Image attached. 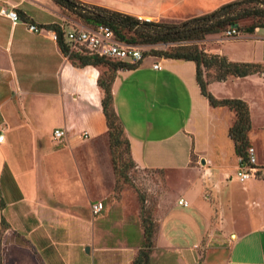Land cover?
I'll use <instances>...</instances> for the list:
<instances>
[{"label":"crops","instance_id":"crops-1","mask_svg":"<svg viewBox=\"0 0 264 264\" xmlns=\"http://www.w3.org/2000/svg\"><path fill=\"white\" fill-rule=\"evenodd\" d=\"M80 1L157 21L173 16V9L184 2L202 5L213 0H136L138 5L129 9L108 2L113 0ZM215 1L214 10L234 0ZM3 9H15L20 22L4 16ZM28 23L44 31L33 33ZM53 25L73 27L67 26L53 0H0V129L6 136L0 144V264H72L68 257L72 249L89 244L93 264H132L139 249L124 242L142 240V228L134 237L127 228L115 226L121 222L110 225L107 218L97 224L84 196L85 185L70 180L79 175L71 168L81 152L80 142L109 139L99 86L102 67L73 65L55 40ZM220 37L208 35L203 43L215 45ZM211 54L227 57L221 51ZM155 64L161 69L145 59L136 69L118 70L111 88L135 169L161 186L157 195H143L146 213L158 225L153 257H175L174 264H185L187 249L182 243L189 236L186 231L170 235L164 217L182 207L193 208L199 217L180 214V222L186 220L185 225L195 228L200 243L194 245L200 251L196 264H205L208 251L227 252L220 264H264L263 200L253 198L249 210L234 216L221 205L222 216L214 227L212 223L211 199H220L216 178L230 176L216 166L212 148L200 140L205 131L211 143L216 141L214 128L226 123L230 130L235 113L209 104L194 62L161 58ZM255 76L212 82L208 90L217 99L247 102L244 95L237 97L226 89L231 79ZM57 129L66 132L62 141L54 138ZM257 183L264 185V180ZM182 199L188 207L179 205ZM11 249L23 258L21 262L11 259Z\"/></svg>","mask_w":264,"mask_h":264},{"label":"rangeland","instance_id":"rangeland-1","mask_svg":"<svg viewBox=\"0 0 264 264\" xmlns=\"http://www.w3.org/2000/svg\"><path fill=\"white\" fill-rule=\"evenodd\" d=\"M108 2L117 5L116 7H122L125 9H129L128 7H136L138 5L136 0H113ZM216 2L217 1L215 0L211 2L205 1L202 5L197 2L178 3L179 5H177L171 13L173 16H167L166 19L157 21L153 19L149 21L181 23L195 17V15L199 16L201 13H207L214 10ZM62 13L65 17V23L67 26H84L89 28L88 24L79 19L73 13L64 9H62ZM138 19L148 21L145 18ZM258 21V19L252 18L241 21L240 23L242 26L248 27L252 24H257ZM254 34L249 35L240 32L236 37H228L226 32H224L220 34L221 37L219 43H217L218 45H209L208 43L204 44L203 42H200L199 45L205 51L208 49L211 53L221 51L222 53H225L228 58L231 57L237 62L264 63V28L257 29ZM128 36L134 35L128 33ZM135 46L140 48L151 67L154 66L153 62L155 60H161L162 58L156 55L155 52L170 50L174 47V45L168 44L142 45L140 43ZM102 74L105 79L112 74V71L108 70L107 66H103ZM215 74L216 70L212 69L206 71L204 75L207 79L211 80L215 77ZM231 80L232 81L226 90L235 94L237 97L240 95V97H242L244 95L248 98L247 102L249 103L248 105H250L249 108L252 119V129L249 132L248 137L250 146L254 147L256 151L257 164L253 171H257L258 169V174H256V179H253L255 182L251 180L246 183H240L237 179V154L235 151V144L229 136V130L225 127L226 123L223 125H217L214 130L212 129L214 132L213 137L216 138V141H212V143L209 140L207 132L204 131L200 143L209 145L212 148L216 166L220 167V169L227 170L230 176V178H225V180L221 176L216 178V181L219 184L216 186L218 187L217 195L220 199L217 200L215 197H212L211 199L213 227L216 222H219V216L220 218L222 216L221 205L225 207L228 216H234L238 214L240 215L249 210L250 207L248 205L253 201V198L257 197V199L264 201V185H259V183H257L261 181V179L264 180V75H256L247 80ZM235 121L236 116L234 122L231 123V126H233ZM208 141L210 142L208 143ZM79 147L81 152L79 155H75L71 168L79 175L77 174L78 176L70 178V180H80V182L85 185L86 192L84 193V196L88 203H90L91 207L98 202L103 204L104 209L102 213L94 216L95 222L99 224L107 218L112 220L110 225H112L113 222H121V225L115 226L117 228H127L131 232L130 236L135 237V232L137 230L140 228L143 230V195H157L160 192V184H158V187L155 186L150 179L151 177H149L145 171L137 170L131 165V160L124 142L119 146H115L114 144H111L109 139L107 141L96 142L82 141L80 142ZM218 207L220 208L218 209ZM181 212L196 214L193 208L175 207L174 210L167 212V217L166 215L164 216L166 224L165 230L169 231L170 235H175L177 232L178 234L184 231L187 232L189 237L182 243L187 249L183 256V260L185 264H196L197 256H199L200 251L195 249L194 245L197 243V245H200V243L198 242V238H196L197 235L194 231L195 228L193 226L192 228L190 225H185L184 222H186V220H183V223L180 222ZM196 217H198L197 214ZM199 223L198 226H200ZM2 235L3 234L1 233V240L3 237ZM143 242L144 238L142 240H130L124 243L140 250ZM91 246L89 244L84 248H73L68 256L69 261L72 264H93V256L87 252V248H90ZM1 251L0 259L2 260L3 257L1 256ZM9 252L11 259L17 257V261H22L23 258L21 256L19 257L16 250L11 249ZM153 253L154 248L151 254V264H167V262L168 264H171V262L174 264L175 262V257L170 260H165L164 257L160 255L153 257ZM226 254L227 252L219 255L208 251V257L205 260V264H220L221 261L226 259Z\"/></svg>","mask_w":264,"mask_h":264},{"label":"trees","instance_id":"trees-1","mask_svg":"<svg viewBox=\"0 0 264 264\" xmlns=\"http://www.w3.org/2000/svg\"><path fill=\"white\" fill-rule=\"evenodd\" d=\"M61 9L69 11L89 25L97 28L101 25L109 26L117 41L127 45L168 44L174 45L170 50L155 52L156 55L173 60L191 61L196 65V79L202 95L212 107H227L236 115V121L229 130V136L235 144V151L239 158L247 161V150L252 147L248 134L252 129V119L249 105L246 101L235 99H217L208 90L212 82H223L229 77L245 78L253 75H264V65L257 62H233L226 56L211 54L199 45L208 35L221 34L230 29L252 35L259 28H264V0H234L218 9L200 16L192 17L181 23L143 21L137 17L103 7L89 5L79 0H53ZM253 4V5H252ZM258 19L257 24L244 27L241 21ZM58 35V43L63 53L78 67L107 66L112 74L99 79V86L103 90V112L108 126V136L111 144L119 146L124 142L128 151L131 165L135 164L131 158L130 142L125 135L124 127L115 111L112 95V82L118 70H133L143 61L130 63L113 60L83 53L70 52L65 41V29L60 25L50 26ZM128 33L134 36H128ZM144 56V54H143ZM145 58V57H144ZM216 70L211 80L205 77L206 71ZM123 139V140H122ZM258 174V173H257ZM143 203V238L144 242L132 264H151V254L154 248V238L158 225L146 213L145 199ZM6 227L5 223L2 224Z\"/></svg>","mask_w":264,"mask_h":264},{"label":"built area","instance_id":"built-area-1","mask_svg":"<svg viewBox=\"0 0 264 264\" xmlns=\"http://www.w3.org/2000/svg\"><path fill=\"white\" fill-rule=\"evenodd\" d=\"M2 14L11 19L14 23L20 22L19 14L15 9H3ZM27 26L29 31L36 34H40L44 31V28L34 24L28 23ZM63 28L65 29V41L70 48V52L83 53L119 61H127L130 63H137L145 59L139 47L127 45L117 41L113 30L109 26L101 25L97 28H87L84 26L70 27L69 29L65 27ZM226 35L228 37H236L239 35V32L235 29H230L226 32ZM54 38L58 41L57 33H54ZM153 68L159 70L161 69V66L159 64H155ZM65 136L66 132L62 129L54 131V138L56 140L62 141ZM5 142L6 136L4 134V130L0 129V144H4ZM247 158V161H243L242 158H239L237 179L241 183L249 181L258 173V170L253 171L255 165L257 164V156L254 147H250L247 150ZM179 205L188 207L189 204L187 201L182 199L179 201ZM103 209V204L101 202H98L91 207L92 213L95 216L101 214Z\"/></svg>","mask_w":264,"mask_h":264},{"label":"water","instance_id":"water-1","mask_svg":"<svg viewBox=\"0 0 264 264\" xmlns=\"http://www.w3.org/2000/svg\"><path fill=\"white\" fill-rule=\"evenodd\" d=\"M205 163V161L204 160H202V164H204ZM87 252H89V248H87Z\"/></svg>","mask_w":264,"mask_h":264}]
</instances>
